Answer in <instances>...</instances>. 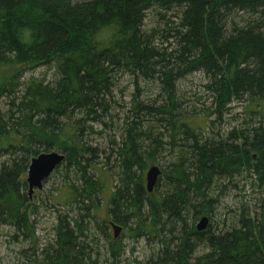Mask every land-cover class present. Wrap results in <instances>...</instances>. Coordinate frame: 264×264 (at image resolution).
Returning <instances> with one entry per match:
<instances>
[{
    "label": "trees",
    "instance_id": "obj_1",
    "mask_svg": "<svg viewBox=\"0 0 264 264\" xmlns=\"http://www.w3.org/2000/svg\"><path fill=\"white\" fill-rule=\"evenodd\" d=\"M153 9L162 26L145 32ZM235 13L250 19L236 25L230 19ZM36 67L52 71V80L21 82ZM114 72L156 81L159 99L131 101L137 121L126 123L113 152L118 181L107 196L108 179L87 173L97 149L83 136L85 129L95 133L94 124L105 125ZM196 72L206 79L202 88L210 102L192 117L220 125L233 103L246 104L244 120L225 136L207 139L179 113L176 84ZM2 98L0 225L29 246L19 264H97L99 252L90 247L96 240L85 233L107 242L104 264H122L126 248L121 233L111 239V223L126 232L123 237L154 247L137 264H264V0H0ZM152 122L169 126L163 132L171 147L178 135L186 144L147 193L145 168L163 147L149 133ZM53 148L65 157L58 167L75 169L80 185L67 184L52 198L69 210L56 211L54 237L39 249L25 179L31 159ZM161 176L163 192L157 191ZM238 178L257 191L256 208H243L226 229L215 228L210 216L217 200L209 190L219 182L222 190L236 188ZM101 203L107 222L97 217L105 209ZM201 217L209 220L199 232Z\"/></svg>",
    "mask_w": 264,
    "mask_h": 264
},
{
    "label": "rangeland",
    "instance_id": "obj_2",
    "mask_svg": "<svg viewBox=\"0 0 264 264\" xmlns=\"http://www.w3.org/2000/svg\"><path fill=\"white\" fill-rule=\"evenodd\" d=\"M171 14H168L170 16ZM230 19L236 25L241 26V20L250 19L249 15H243L240 13H235L233 16H230ZM142 30L145 32H150L152 30H157L162 26L159 23L156 10H150L146 13L145 20L143 22ZM242 23V24H243ZM160 41V37L158 36L157 42ZM6 71H2L1 75ZM30 77L41 80L45 79L46 82L52 80V71H49L42 67L32 68V70L28 69L23 75L22 81H26ZM112 79L114 82V88L112 90V107L109 112L108 118L104 119L105 125L103 124H94L93 131L94 134L89 133L88 130L85 129L83 142L92 147L93 149H97V158L93 160L94 167H90L87 169V173L92 179H108V185L106 183V194L108 196L109 188L111 185L117 183V173L118 168H115V157L113 152L117 145L121 143L124 138V130L126 128V123L137 121V118L130 112L131 109V101L136 100V102H141L144 104H154L158 101V84L156 81H146L143 79H136L134 76L122 73V72H114L112 74ZM137 82V87L135 85ZM206 79L202 75L201 72L187 74L184 78L180 79L177 84V93L176 97L178 103L180 104L178 110L179 113L182 114V118L186 120V122L191 123L193 126L202 127L199 131L202 132V136L205 138L213 137L215 134H219L220 136H225V134L233 127H237L241 124L242 120H244L242 112V107L246 104H237L233 103L229 112L224 117V121L220 125L212 126L210 125V119L204 121L199 116L192 117L191 113L201 112V104L204 103V107H208L210 100L207 98L203 85L205 84ZM138 88V92H137ZM0 102V109L5 111L6 98H2ZM165 98L162 97V100ZM197 99H201L199 103H197ZM161 100V98H160ZM160 103V102H159ZM242 105V107H241ZM191 107L194 108L193 112L191 111ZM79 117V116H77ZM77 119V118H75ZM206 122V123H204ZM153 123V122H152ZM93 125L89 123V126ZM151 127L150 135L153 138L158 139L162 144V150L158 151L154 162L149 161L144 171L143 179L145 180V173L147 169L151 166L158 167L161 171L168 170L174 163L178 161L179 157V148L182 144H186L182 139L184 138L181 135H178V139L176 141V145L171 147L169 145L170 138L167 132H163V129L169 128L166 123H163L162 126H159L155 123L148 124ZM147 127V126H145ZM146 129V128H145ZM144 130V129H143ZM162 133V134H161ZM115 144V145H113ZM42 151V150H40ZM48 152H57L61 153L62 151L53 148ZM44 152H41V154ZM186 157V156H185ZM93 165V164H92ZM75 169H67L64 170V166L58 167L53 174H51L50 178H48L40 191H35L32 199H30V203L33 204L36 208V212L31 215V220L35 223V233L37 238L38 248L42 249L47 242L52 241L54 237L53 227L55 226V215L56 211L61 213H67L69 210V206L62 205L59 201H52V198L55 197L56 194L62 195L66 192L64 188L67 184H77L78 178ZM65 171V173H64ZM163 179L159 181V188L157 191L163 192L162 187ZM224 183H216L213 184L210 188L209 197L211 199H216L217 203H214L212 206V215L210 219L212 224H214L215 228L218 229H226L230 227L237 215L241 212V210L248 209L249 211L255 210L256 202L259 197L256 190L250 187V183L245 182L242 178H238L234 180V185L236 188H228L226 190H222ZM156 190L154 192H157ZM27 193V191H26ZM61 204L62 206H60ZM99 210L98 212V220L108 221V215L106 212V204L101 203L100 208H104ZM90 231H93V227L90 226ZM121 235L118 240L122 245L125 246L126 252L122 257V264H137L138 262L145 261L152 252H154V247H149L144 240H138L137 242L123 237L126 232H120ZM111 239L113 237V232H109ZM13 231L7 225H0V264H19L21 263L20 252L23 249H28L29 246L26 242L19 240H13ZM88 241L92 238L96 240L95 244L90 242V247L96 249L99 252V257L97 258V264H104L103 260L106 258L105 248L106 241L102 236H94L88 237V233H85ZM201 249L198 250L200 252ZM202 253V252H200ZM199 253V254H200ZM93 260V258H92Z\"/></svg>",
    "mask_w": 264,
    "mask_h": 264
},
{
    "label": "water",
    "instance_id": "obj_3",
    "mask_svg": "<svg viewBox=\"0 0 264 264\" xmlns=\"http://www.w3.org/2000/svg\"><path fill=\"white\" fill-rule=\"evenodd\" d=\"M64 155L57 152L42 153L31 159L26 173L27 196L32 198L35 191H40L43 183L51 176L57 167L64 161ZM161 171L156 166H151L145 173V188L147 193H151ZM208 224L207 218H201L196 225V230L201 232L206 229ZM113 238L116 239L120 235L121 228L111 224Z\"/></svg>",
    "mask_w": 264,
    "mask_h": 264
},
{
    "label": "bare ground",
    "instance_id": "obj_4",
    "mask_svg": "<svg viewBox=\"0 0 264 264\" xmlns=\"http://www.w3.org/2000/svg\"><path fill=\"white\" fill-rule=\"evenodd\" d=\"M48 153H50V152H48ZM201 218H207V217H201ZM201 218H200V219H201ZM200 219H199V220H200ZM199 220L196 222V225H197V223L199 222ZM207 220H209V219L207 218ZM111 224H113V223H111ZM113 225H115V224H113Z\"/></svg>",
    "mask_w": 264,
    "mask_h": 264
},
{
    "label": "flooded vegetation",
    "instance_id": "obj_5",
    "mask_svg": "<svg viewBox=\"0 0 264 264\" xmlns=\"http://www.w3.org/2000/svg\"><path fill=\"white\" fill-rule=\"evenodd\" d=\"M110 231L112 232V229L110 228ZM119 237V236H118ZM114 239V238H113ZM117 239V238H116Z\"/></svg>",
    "mask_w": 264,
    "mask_h": 264
}]
</instances>
